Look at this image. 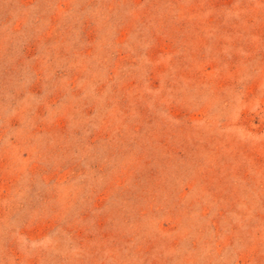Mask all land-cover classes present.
<instances>
[{
  "label": "rangeland",
  "instance_id": "374dc122",
  "mask_svg": "<svg viewBox=\"0 0 264 264\" xmlns=\"http://www.w3.org/2000/svg\"><path fill=\"white\" fill-rule=\"evenodd\" d=\"M0 264H264V0H0Z\"/></svg>",
  "mask_w": 264,
  "mask_h": 264
}]
</instances>
